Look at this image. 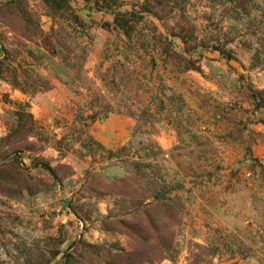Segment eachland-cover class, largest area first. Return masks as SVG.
Wrapping results in <instances>:
<instances>
[{
    "label": "rangeland",
    "instance_id": "374dc122",
    "mask_svg": "<svg viewBox=\"0 0 264 264\" xmlns=\"http://www.w3.org/2000/svg\"><path fill=\"white\" fill-rule=\"evenodd\" d=\"M0 264H264V0H0Z\"/></svg>",
    "mask_w": 264,
    "mask_h": 264
}]
</instances>
